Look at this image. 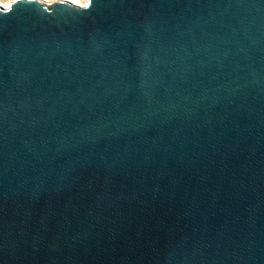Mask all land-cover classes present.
<instances>
[{
	"label": "water",
	"instance_id": "obj_1",
	"mask_svg": "<svg viewBox=\"0 0 264 264\" xmlns=\"http://www.w3.org/2000/svg\"><path fill=\"white\" fill-rule=\"evenodd\" d=\"M0 264H264V0L0 5Z\"/></svg>",
	"mask_w": 264,
	"mask_h": 264
},
{
	"label": "bare ground",
	"instance_id": "obj_2",
	"mask_svg": "<svg viewBox=\"0 0 264 264\" xmlns=\"http://www.w3.org/2000/svg\"><path fill=\"white\" fill-rule=\"evenodd\" d=\"M40 1H43V2H45L46 4H50V3H52V2H54V1H58V0H40ZM69 1H71L72 3H74V4H78V5H81V6H84V5H86L87 3H88V0H69ZM0 5H2V6H4V7H8L9 6V2L7 3V2H5V3H0ZM6 7V8H7Z\"/></svg>",
	"mask_w": 264,
	"mask_h": 264
},
{
	"label": "rangeland",
	"instance_id": "obj_3",
	"mask_svg": "<svg viewBox=\"0 0 264 264\" xmlns=\"http://www.w3.org/2000/svg\"><path fill=\"white\" fill-rule=\"evenodd\" d=\"M11 0H0V3L10 2Z\"/></svg>",
	"mask_w": 264,
	"mask_h": 264
},
{
	"label": "snow or ice",
	"instance_id": "obj_4",
	"mask_svg": "<svg viewBox=\"0 0 264 264\" xmlns=\"http://www.w3.org/2000/svg\"><path fill=\"white\" fill-rule=\"evenodd\" d=\"M7 7V6H6Z\"/></svg>",
	"mask_w": 264,
	"mask_h": 264
}]
</instances>
